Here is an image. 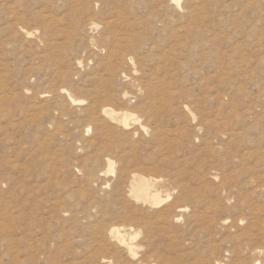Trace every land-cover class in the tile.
Returning <instances> with one entry per match:
<instances>
[{
    "label": "rangeland",
    "instance_id": "1",
    "mask_svg": "<svg viewBox=\"0 0 264 264\" xmlns=\"http://www.w3.org/2000/svg\"><path fill=\"white\" fill-rule=\"evenodd\" d=\"M258 262L264 0H0V264Z\"/></svg>",
    "mask_w": 264,
    "mask_h": 264
},
{
    "label": "bare ground",
    "instance_id": "2",
    "mask_svg": "<svg viewBox=\"0 0 264 264\" xmlns=\"http://www.w3.org/2000/svg\"><path fill=\"white\" fill-rule=\"evenodd\" d=\"M180 1L181 0H172V2L175 4V5H177L178 7L180 6ZM164 2V1H163ZM193 2V1H192ZM121 4V3H120ZM118 8V7H117ZM116 9V8H115ZM49 10V9H48ZM119 10V9H118ZM121 10V9H120ZM132 11V10H131ZM128 12H130V11H128ZM147 12H149V11H147ZM52 13V12H51ZM132 13V12H131ZM150 13V12H149ZM53 15V14H52ZM48 16V15H47ZM124 16V15H123ZM126 18V17H125ZM136 18V17H135ZM111 19V18H110ZM132 20V19H131ZM130 22V21H129ZM113 23V22H112ZM133 27V26H132ZM122 28H123V26H122ZM123 30H125V29H123ZM135 30H137V29H135ZM111 31V30H110ZM126 31V30H125ZM126 34V33H125ZM110 35V34H109ZM113 35H114V33H113ZM137 39V38H136ZM112 41V40H111ZM110 41V42H111ZM109 42V43H110ZM113 45H115V44H113ZM109 46V45H108ZM108 48H110V47H108ZM115 50V49H114ZM113 51V50H112ZM122 51V50H121ZM109 60V59H108ZM107 68V67H106ZM73 102H75V101H73ZM134 185L135 186H141V188H139L138 190H139V192H135V197L137 198V199H139V200H143L144 202H148V203H151L152 205H156V204H158V202H159V200L161 199V197L157 194V193H152L150 190H147V189H145V183L143 182V181H141V180H135V182H134ZM184 206V205H183ZM90 212V211H89ZM182 212V211H181ZM181 216V215H180ZM146 224V223H145ZM117 239L119 240L118 242L120 243H124V241H122V239L120 238V233L118 232V235H117ZM131 252H132V249L130 248L129 249ZM255 264H259V262L258 263H255Z\"/></svg>",
    "mask_w": 264,
    "mask_h": 264
}]
</instances>
